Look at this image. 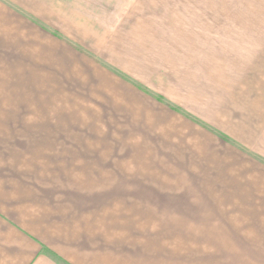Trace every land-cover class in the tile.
Instances as JSON below:
<instances>
[{"label": "rangeland", "instance_id": "rangeland-1", "mask_svg": "<svg viewBox=\"0 0 264 264\" xmlns=\"http://www.w3.org/2000/svg\"><path fill=\"white\" fill-rule=\"evenodd\" d=\"M159 2L182 32H213L230 70L264 64L251 55L264 48V9L241 6L252 0ZM60 3L0 0V174L51 176L86 219L99 218L110 264H264V172L238 169L232 154L226 169L204 151L188 160L170 123L118 118L92 72L74 76L46 48Z\"/></svg>", "mask_w": 264, "mask_h": 264}, {"label": "crops", "instance_id": "crops-1", "mask_svg": "<svg viewBox=\"0 0 264 264\" xmlns=\"http://www.w3.org/2000/svg\"><path fill=\"white\" fill-rule=\"evenodd\" d=\"M60 1L48 15L54 27L46 48L74 76L92 72L108 98L101 102L121 113L118 118L155 121L159 128L170 123L173 136L183 140L176 151L188 153L186 159H198L194 153L204 151L226 169L232 154L238 169L248 164L262 178L264 64L259 59L239 61L230 70V49L212 43L213 32H182L179 15L155 10L159 0H145L153 3L149 7L141 0ZM252 2L241 6L264 9V0ZM256 48L251 55L264 56V48ZM250 155L256 160L244 159ZM68 195L51 176L22 170L0 174V264L113 263L102 256L99 218L86 219L83 203L79 207Z\"/></svg>", "mask_w": 264, "mask_h": 264}]
</instances>
